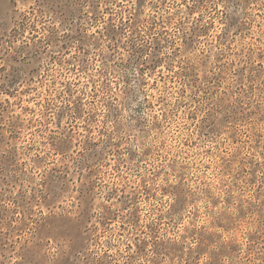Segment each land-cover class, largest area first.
I'll return each instance as SVG.
<instances>
[{
	"label": "rangeland",
	"instance_id": "rangeland-1",
	"mask_svg": "<svg viewBox=\"0 0 264 264\" xmlns=\"http://www.w3.org/2000/svg\"><path fill=\"white\" fill-rule=\"evenodd\" d=\"M0 264H264V0H0Z\"/></svg>",
	"mask_w": 264,
	"mask_h": 264
}]
</instances>
